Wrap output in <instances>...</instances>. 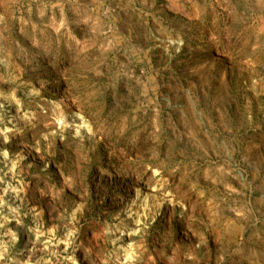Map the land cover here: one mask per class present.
I'll list each match as a JSON object with an SVG mask.
<instances>
[{
  "label": "rangeland",
  "instance_id": "obj_1",
  "mask_svg": "<svg viewBox=\"0 0 264 264\" xmlns=\"http://www.w3.org/2000/svg\"><path fill=\"white\" fill-rule=\"evenodd\" d=\"M0 264H264V0H0Z\"/></svg>",
  "mask_w": 264,
  "mask_h": 264
}]
</instances>
